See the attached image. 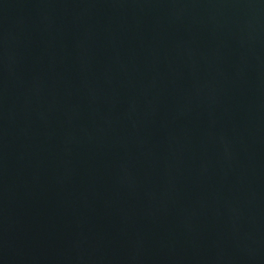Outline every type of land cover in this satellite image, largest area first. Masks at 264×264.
Masks as SVG:
<instances>
[{
  "label": "water",
  "instance_id": "1",
  "mask_svg": "<svg viewBox=\"0 0 264 264\" xmlns=\"http://www.w3.org/2000/svg\"><path fill=\"white\" fill-rule=\"evenodd\" d=\"M0 264H264V0H0Z\"/></svg>",
  "mask_w": 264,
  "mask_h": 264
}]
</instances>
